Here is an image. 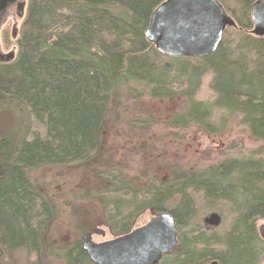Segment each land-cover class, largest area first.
<instances>
[{
  "label": "trees",
  "instance_id": "1",
  "mask_svg": "<svg viewBox=\"0 0 264 264\" xmlns=\"http://www.w3.org/2000/svg\"><path fill=\"white\" fill-rule=\"evenodd\" d=\"M164 1L27 0L14 40L4 33L5 48L15 47V55L0 62V264H13L20 246L42 258L47 254L43 235L55 209L29 172L41 165H78L97 154L109 105L122 86L137 84L144 90L138 95L152 99H184L183 112L168 122L172 128L220 133L239 116L251 136L264 142V37L250 33L255 0H218L239 28L227 27L208 55L178 57L159 53L146 37ZM209 74L215 99L199 100ZM14 111L28 121L9 133L5 116ZM259 154L204 170L175 167L169 179L147 187L111 172L110 186L100 193L103 219L119 237L137 228L146 211L171 212L179 245L159 264H262L257 222L264 219V152ZM197 193L209 205L231 204L233 220L225 233L193 225ZM64 257L68 264H95L82 241Z\"/></svg>",
  "mask_w": 264,
  "mask_h": 264
},
{
  "label": "rangeland",
  "instance_id": "2",
  "mask_svg": "<svg viewBox=\"0 0 264 264\" xmlns=\"http://www.w3.org/2000/svg\"><path fill=\"white\" fill-rule=\"evenodd\" d=\"M20 1L26 7L27 0ZM22 17L18 16L16 4L5 12L0 23L2 53L15 51V47L5 48L4 33L9 31L14 40L13 31L20 26ZM211 78L210 74L204 78L197 95L199 100L215 99L210 88ZM130 86H122L121 96L109 105L103 144L90 160L78 165H41L30 170L32 183L51 202L55 216L43 235L48 247L44 258L39 253L31 254L26 246H18L13 264H68L64 257L68 248L77 241L84 242L85 234L97 227L103 228L106 236L93 234L95 242L117 238L103 219L105 208L100 195L110 186L111 172H120L134 187H147L155 179H169L175 167L204 170L228 158H259L262 155L259 153L264 152V142L251 136L239 116L230 118L220 133L211 134L196 126L172 128L168 122L172 115L183 112L185 100L139 96L138 91L144 90L137 84ZM27 121L20 112L14 111L5 116L4 129L9 133L20 131ZM195 197L198 214L193 225L225 233L233 220L231 204L223 201L214 206L201 193ZM214 212L219 214L221 222L217 226L206 224L205 219ZM152 216L150 210L139 215L136 227L145 225ZM261 224L264 219L257 222L258 226Z\"/></svg>",
  "mask_w": 264,
  "mask_h": 264
},
{
  "label": "water",
  "instance_id": "3",
  "mask_svg": "<svg viewBox=\"0 0 264 264\" xmlns=\"http://www.w3.org/2000/svg\"><path fill=\"white\" fill-rule=\"evenodd\" d=\"M15 4L22 17L26 8L23 2L0 0V23L7 9ZM251 16L252 34L264 37V0L254 2ZM227 27L237 28V23L218 0H165L154 10L146 37L164 55L205 56L217 48ZM14 55L0 51V62H9ZM220 222L215 212L205 219L212 226ZM258 232L264 240V224L258 226ZM93 234L106 236V231L97 227L85 234L83 246L95 264H159L178 247L180 236L169 211L155 214L145 225L110 241L97 243Z\"/></svg>",
  "mask_w": 264,
  "mask_h": 264
},
{
  "label": "flooded vegetation",
  "instance_id": "4",
  "mask_svg": "<svg viewBox=\"0 0 264 264\" xmlns=\"http://www.w3.org/2000/svg\"><path fill=\"white\" fill-rule=\"evenodd\" d=\"M255 1H256V0H255ZM255 1H254V2H255ZM254 2H253V4H254ZM253 4H252V5H253ZM251 9H252V7H251ZM251 18H252V16H251ZM234 20H235V19H234ZM252 22H253V20H252ZM236 23H237V22H236ZM237 28H239L238 24H237ZM253 28H254V23H253V27H252V29H253ZM252 29H251V30H252ZM251 30H250V33L252 34Z\"/></svg>",
  "mask_w": 264,
  "mask_h": 264
}]
</instances>
